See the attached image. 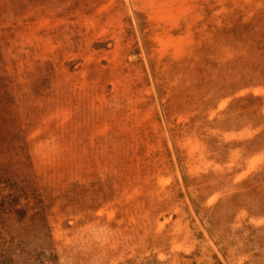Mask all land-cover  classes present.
<instances>
[{
  "label": "rangeland",
  "instance_id": "1",
  "mask_svg": "<svg viewBox=\"0 0 264 264\" xmlns=\"http://www.w3.org/2000/svg\"><path fill=\"white\" fill-rule=\"evenodd\" d=\"M0 264H264V0H0Z\"/></svg>",
  "mask_w": 264,
  "mask_h": 264
}]
</instances>
